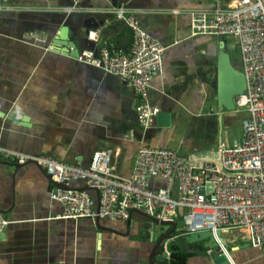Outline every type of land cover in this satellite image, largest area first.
Wrapping results in <instances>:
<instances>
[{"label":"crops","instance_id":"1","mask_svg":"<svg viewBox=\"0 0 264 264\" xmlns=\"http://www.w3.org/2000/svg\"><path fill=\"white\" fill-rule=\"evenodd\" d=\"M0 22V146L33 157L47 156L88 168L94 154L112 149L117 172L132 176L138 151L166 148L197 159H216L223 147L205 149L207 122L234 115L219 103L220 53L242 71L239 48L229 39L192 36L191 11L227 8L235 0H3ZM141 27L166 47L163 67L151 82L148 104L160 115L154 127L139 124L136 96L120 78L78 61L56 45L64 28L78 51L100 56V42L123 49L132 33L116 17L122 6ZM69 8L75 11L68 12ZM125 24V23H124ZM89 31V33H87ZM98 33V41L89 38ZM238 43V42H237ZM239 45V44H238ZM121 49V50H122ZM238 50V51H237ZM214 102L216 106L213 105ZM171 122L161 127L159 117ZM242 122V124H243ZM244 132V130H243ZM244 139V138H243ZM203 140V141H202ZM163 188L164 180H152ZM82 181L72 183L81 189ZM55 186L35 164L17 166L0 157V211L10 222L0 240V264H160L155 247L171 226H155L146 216L128 220H62L63 207L52 199ZM95 200L96 192H91ZM183 211V210H182ZM179 211L177 232L165 250L169 264H215L221 251L189 244ZM230 264H264L261 250L251 247L241 231H222ZM164 244V249H165ZM156 255V253H155ZM174 259V260H173Z\"/></svg>","mask_w":264,"mask_h":264},{"label":"built area","instance_id":"2","mask_svg":"<svg viewBox=\"0 0 264 264\" xmlns=\"http://www.w3.org/2000/svg\"><path fill=\"white\" fill-rule=\"evenodd\" d=\"M5 11L0 0V22ZM68 12L75 11L69 8ZM134 34L129 54L100 42V56L84 50L76 58L89 66L127 82L136 96L139 124L144 131L154 127L160 115L148 104L151 82L163 67L166 47L149 35L135 14L122 4L115 10ZM191 35L223 39L236 38L242 57L246 88L234 99L235 111H244V139L218 155L222 167L204 159L182 156L174 150L143 147L138 151L132 176L122 177L113 165L119 156L108 149L94 154L88 168L69 165L54 158L33 157L0 146V157L17 165L43 168L54 184L71 188L76 181L97 191L99 203L90 191L55 187L51 197L63 207L62 220H130L133 213L174 222L180 210L187 235L241 231L243 239L264 254V0H235L227 8L218 4L212 11H191ZM90 39L99 40L92 32ZM164 180L155 188L152 180ZM10 222L0 211V240ZM222 253H229L220 239ZM168 242L165 244V250ZM214 252L213 250L209 251Z\"/></svg>","mask_w":264,"mask_h":264},{"label":"water","instance_id":"3","mask_svg":"<svg viewBox=\"0 0 264 264\" xmlns=\"http://www.w3.org/2000/svg\"><path fill=\"white\" fill-rule=\"evenodd\" d=\"M69 30L67 28H64L59 36L58 41L56 42V45H59L62 47V50L65 53H69L72 50V56L75 58H78L80 55V52L78 51L76 45L74 42L70 41L69 38ZM89 33V31H87ZM218 82H219V103L221 108H226V110L233 111L235 110V104L234 99L236 96H239L243 94L246 88V81L245 76L241 70L235 69L230 61V57L227 53L222 51L220 53V61H219V67H218ZM127 83V82H126ZM164 119H167L165 116L161 115L158 119V124L161 127H170L171 122L162 123ZM205 162H211L219 165L222 167V164L218 158H204ZM192 164L194 163V157H191ZM49 176V175H48ZM50 181L52 184L62 190L67 189H74L69 188L64 185H58L54 184L52 181V178L49 176ZM76 190H86V191H94L88 187H84L81 189ZM98 195V203L100 200L99 193L95 191ZM149 219V218H148ZM101 219H97L96 221L100 222ZM152 221V223L155 226L162 225V226H171L170 232L161 240L158 242V244L155 247V253L153 254L154 259L159 262L160 264H169L167 253L164 249V244L166 241L172 238L173 234L177 232L178 224L176 222L171 221H159L157 219L151 218L149 219ZM128 222L131 224L132 220H128ZM217 236H215L212 232H204V233H197V234H190L187 236H184V240L191 243H201L200 249L203 251H210L213 250L214 252L220 251V247L217 243V239L221 238V232L216 233ZM222 242V240H221ZM223 243V242H222ZM225 248H227L225 246ZM215 264H230V261L228 259L227 254L222 253L221 255L217 256L215 258Z\"/></svg>","mask_w":264,"mask_h":264},{"label":"rangeland","instance_id":"4","mask_svg":"<svg viewBox=\"0 0 264 264\" xmlns=\"http://www.w3.org/2000/svg\"><path fill=\"white\" fill-rule=\"evenodd\" d=\"M230 42L235 44V48L238 46L239 48V41L236 38L229 39ZM238 42V43H237ZM238 51V50H237ZM238 57L242 63V57L240 53V49L238 52ZM216 106V103L214 104ZM243 119L242 117L238 115H234V118L231 120L230 125L228 124L226 119H223V121L219 118L216 120V122H207L208 130H209V136L204 139L205 142V149H213L214 151H217L219 149L220 139L222 138L225 143H230L231 145L234 144L235 141L241 142L244 138V132H243ZM203 141V140H202ZM181 214L183 213L182 210H180Z\"/></svg>","mask_w":264,"mask_h":264},{"label":"trees","instance_id":"5","mask_svg":"<svg viewBox=\"0 0 264 264\" xmlns=\"http://www.w3.org/2000/svg\"><path fill=\"white\" fill-rule=\"evenodd\" d=\"M123 25H125V27L132 33V42H131V44L130 43H128V44H126V49H129V51H123V49L122 48H120L116 43H115V45L114 44H111V43H108V42H104V41H102V43H107L108 45H110V46H112V47H114L116 50H118V51H122V52H124L125 54H129L130 53V51H131V49H132V46H133V43H134V34H133V31L126 25V24H124L123 23ZM122 49V50H121ZM174 260V259H173Z\"/></svg>","mask_w":264,"mask_h":264}]
</instances>
